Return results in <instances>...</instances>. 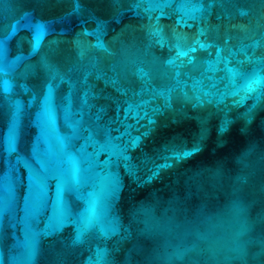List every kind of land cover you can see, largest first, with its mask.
Masks as SVG:
<instances>
[{
  "label": "water",
  "instance_id": "water-1",
  "mask_svg": "<svg viewBox=\"0 0 264 264\" xmlns=\"http://www.w3.org/2000/svg\"><path fill=\"white\" fill-rule=\"evenodd\" d=\"M0 264H264V0H0Z\"/></svg>",
  "mask_w": 264,
  "mask_h": 264
},
{
  "label": "snow or ice",
  "instance_id": "snow-or-ice-1",
  "mask_svg": "<svg viewBox=\"0 0 264 264\" xmlns=\"http://www.w3.org/2000/svg\"><path fill=\"white\" fill-rule=\"evenodd\" d=\"M38 27V30H43V26H37ZM189 51H195V49L193 48V49H190ZM179 55H182V56H186V55H188V52H185V51H181L180 53H179ZM250 89H251V85H250ZM5 90H7V89H5ZM51 97V88L49 89V98ZM45 111H46V113H48L49 111H50V109H49V107H48V103H47V101H46V106H45ZM136 143H138V140H133V144H136ZM198 150V149H197ZM188 155H191V153H182V154H176V158L177 159H180V158H182V157H184V156H188ZM165 166H168L167 164L165 165Z\"/></svg>",
  "mask_w": 264,
  "mask_h": 264
}]
</instances>
